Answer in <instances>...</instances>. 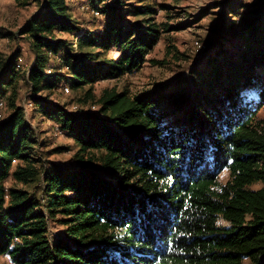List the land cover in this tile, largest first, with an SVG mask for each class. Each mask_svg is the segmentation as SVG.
<instances>
[{
    "label": "trees",
    "instance_id": "obj_1",
    "mask_svg": "<svg viewBox=\"0 0 264 264\" xmlns=\"http://www.w3.org/2000/svg\"><path fill=\"white\" fill-rule=\"evenodd\" d=\"M32 1L42 8L20 32L31 63L21 77L18 47L0 76V264H264V17L229 22L207 41L193 99L176 107L169 98L183 81L93 92L147 62L163 28L132 15L153 7L129 13L122 0H89L103 29L82 32L72 0ZM220 6L234 16L244 0ZM22 80L33 116L74 141L69 163L39 153L46 143L19 102ZM63 81L89 85L76 110L51 98ZM53 221L62 235H51Z\"/></svg>",
    "mask_w": 264,
    "mask_h": 264
},
{
    "label": "rangeland",
    "instance_id": "obj_2",
    "mask_svg": "<svg viewBox=\"0 0 264 264\" xmlns=\"http://www.w3.org/2000/svg\"><path fill=\"white\" fill-rule=\"evenodd\" d=\"M106 3L116 4L118 0H105ZM125 1L129 13L137 12V7L147 5L153 7L154 13L148 15H132L133 21L147 19L148 16L159 23L162 34L147 57V62L139 71L125 75L120 78H105L94 84L93 92L100 96L104 89L117 87L121 91H129L130 94H143L146 92H157L163 87L176 85L178 81L185 84L184 92L175 97H170L169 102L176 107L181 103L193 99L192 92L197 89L199 76L194 74L197 69L203 71L207 68L205 64V46L207 41L217 38L219 32L229 23L238 26L246 21L264 17V0H244L241 12L232 16L225 7L220 6L224 0H122ZM72 11L81 22L83 31L103 29L105 16L95 12L89 0H72ZM134 4V5H133ZM104 5V4H103ZM133 5V6H130ZM42 8V2L30 1L27 5H21L16 0H0V76L3 66L16 51L22 49V57L18 59L21 65V77L24 75L32 56L31 46L20 32L27 26L31 18ZM77 35L75 47H77ZM74 38V37H73ZM18 39V40H17ZM19 41V42H18ZM205 45V46H204ZM116 52L111 50L110 56ZM57 60L61 67L60 71L66 70L65 62ZM197 70V71H198ZM20 101L30 113V124L37 131L40 140L45 141L46 146L39 149V153L46 161H54L55 164L69 163L75 153L74 141L63 134L55 122L51 124L35 114H32V105L26 100L28 98V86L24 80L20 83ZM89 85L84 89L76 90L71 84L63 81L57 84L52 91L51 98L66 103L69 109L76 110L80 107L81 99L86 98ZM79 102V103H78ZM164 102L163 104H166ZM2 105V104H1ZM85 108H91L89 101ZM94 109L95 106H92ZM174 114L182 113V108L175 110ZM8 110L0 108V121L6 118ZM258 118L264 119V109ZM68 149H72L68 150ZM101 172L111 176L110 170L99 169ZM229 179L228 171L220 175V180L226 183ZM8 183H12L11 178ZM259 187V185L255 186ZM64 227L54 221L51 222V235L56 237L62 235Z\"/></svg>",
    "mask_w": 264,
    "mask_h": 264
},
{
    "label": "bare ground",
    "instance_id": "obj_3",
    "mask_svg": "<svg viewBox=\"0 0 264 264\" xmlns=\"http://www.w3.org/2000/svg\"><path fill=\"white\" fill-rule=\"evenodd\" d=\"M205 46V45H204ZM205 48H206V46H205Z\"/></svg>",
    "mask_w": 264,
    "mask_h": 264
}]
</instances>
